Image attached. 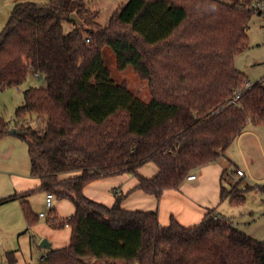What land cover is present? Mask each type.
I'll list each match as a JSON object with an SVG mask.
<instances>
[{
	"label": "trees",
	"instance_id": "16d2710c",
	"mask_svg": "<svg viewBox=\"0 0 264 264\" xmlns=\"http://www.w3.org/2000/svg\"><path fill=\"white\" fill-rule=\"evenodd\" d=\"M91 1L17 2L0 31V92L19 88L29 73L44 81L23 91L13 121L0 116V140L18 131L30 176L39 181L30 192L43 191L74 208L67 219L48 210L46 221L54 229L66 223L70 239L63 248L44 249L40 262L264 264V242L214 210L191 227L173 217L161 226L155 211L123 209L121 194L114 192L108 207L83 193L89 182L125 172L136 178L135 189L159 199L192 171L218 160L248 125L264 126L261 82L244 90L235 105L227 104L247 82L234 59L247 49L256 0H128L104 26ZM105 47L119 70L129 66L147 82L148 103L112 80L102 59ZM27 116L42 122L39 130ZM147 163L157 168L152 178L137 173ZM237 190L221 186L219 200L240 205L245 191ZM258 192L264 198V186ZM25 195L15 193L0 205L20 200L30 230L37 217Z\"/></svg>",
	"mask_w": 264,
	"mask_h": 264
},
{
	"label": "crops",
	"instance_id": "0c3cea01",
	"mask_svg": "<svg viewBox=\"0 0 264 264\" xmlns=\"http://www.w3.org/2000/svg\"><path fill=\"white\" fill-rule=\"evenodd\" d=\"M89 6L92 8L91 3ZM10 12L8 9L2 11L0 7V31L4 29ZM245 81L250 83L246 78ZM261 128L262 126L248 125L247 130L220 154L218 160L194 171L195 180H185L178 188L163 191L159 199L135 189L136 178L125 172L91 181L83 188V193L86 197L109 207L114 202L113 196L109 193L111 189L124 196L121 207L125 210L155 211L161 226L168 225L171 217L183 227L194 226L209 210H214L216 214L221 215L217 209L223 202L219 200V192L221 186L226 188L224 184L230 187L229 184L236 181L241 187L246 174L249 180H264V178L255 180L252 176L253 169L256 167L254 153L256 145L264 165V140L259 135ZM27 153L25 143L16 135H8L0 140V199L15 193L26 194L25 200L37 217V223L28 230L20 200L15 199L0 205L1 264H9L7 259L9 254L13 258V264H31L32 246L36 249V255L40 254L38 260L44 254L45 248H39L42 239L50 243L51 249L67 246L70 239L69 227L54 229L46 221L49 211L44 204L45 192L39 190L30 192L38 189L39 181L30 176ZM236 170H241L244 176L236 177ZM137 173L142 177L152 178L156 175L157 168L154 164L147 163L140 166ZM53 208L59 219H67L74 213L73 205L67 200H54ZM43 210L47 212L44 213ZM41 213L45 214L44 217H39Z\"/></svg>",
	"mask_w": 264,
	"mask_h": 264
},
{
	"label": "rangeland",
	"instance_id": "374dc122",
	"mask_svg": "<svg viewBox=\"0 0 264 264\" xmlns=\"http://www.w3.org/2000/svg\"><path fill=\"white\" fill-rule=\"evenodd\" d=\"M34 2V3H46L47 0H0V7L2 11L12 9L13 5L17 2ZM219 2L226 3L228 0H217ZM128 0H93L91 1L92 10H96L99 13L97 17V23L99 25H106L111 14L122 7ZM251 22L248 24L247 35H248V46L247 49L238 54L234 59V65L236 69L243 74V76L251 84L254 82H261L264 87V19L257 15L251 17ZM63 28L67 31V24H63ZM102 59L107 67L110 77L116 83H125L136 98L143 103H148L150 95L148 91L147 82L139 78V76L132 70L131 67H127L124 70H119L116 65L115 56L109 47H105L102 50ZM26 81L19 85V91L16 88H9L0 92V116L5 120H14V111L22 103L23 91L29 87H40L44 85L42 79L34 78L32 73L28 74ZM243 84V83H242ZM243 87V85H242ZM27 116V121L30 122L34 129H40V122L37 123L35 118ZM264 126L259 130L261 139L264 140ZM21 140V139H19ZM262 140V142H263ZM22 141V140H21ZM256 145V144H255ZM264 145V142H263ZM254 153L256 155V167L253 169L252 176L255 180L264 178V165L262 162L259 148L254 146ZM194 173V171H192ZM98 180V179H97ZM247 185H246V184ZM235 189L231 190L232 187L226 189L231 192L238 191L237 189H243L244 202L238 206L230 204L229 198L224 200L219 206L217 211L225 218L233 222L234 226L241 229L250 237L264 242V198L258 193V189L264 186L263 181L249 180L248 175L244 178L243 185L238 186L236 181L232 183ZM240 187V188H238ZM247 188V189H246ZM109 193L114 198L113 190H109ZM46 213V210H43ZM40 254L36 255V249L32 246V263L31 264H42L41 260H38ZM88 264H123V262L105 261L100 259H88Z\"/></svg>",
	"mask_w": 264,
	"mask_h": 264
},
{
	"label": "built area",
	"instance_id": "2783aa9c",
	"mask_svg": "<svg viewBox=\"0 0 264 264\" xmlns=\"http://www.w3.org/2000/svg\"><path fill=\"white\" fill-rule=\"evenodd\" d=\"M250 9L252 10V12L259 16L260 18L264 19V0H256L254 1L252 4H251V7ZM34 75V78L36 79H42V76L39 74V73H32ZM251 83H248V82H245L243 87L241 89H238L236 91V93L230 98L227 100V104H231V105H235L237 103V100L240 98V96L242 95L243 91L246 90V89H249L251 87ZM16 90H19V88H16ZM235 176L236 177H243L244 174L242 173L241 170H236L235 171ZM196 179V176L193 172H191L190 174H188L186 177H185V180L186 181H193ZM45 199L44 200V204L46 206V208L48 210L52 209L53 208V201H54V198L51 194H46L45 195ZM45 214H40L39 217H44ZM65 227H68L66 223H64ZM40 260H41V257H40ZM1 264V262H0Z\"/></svg>",
	"mask_w": 264,
	"mask_h": 264
},
{
	"label": "water",
	"instance_id": "95a60500",
	"mask_svg": "<svg viewBox=\"0 0 264 264\" xmlns=\"http://www.w3.org/2000/svg\"><path fill=\"white\" fill-rule=\"evenodd\" d=\"M69 19H70V21H73V22H75V23H77V24H80V22L78 21V19L75 17V15H71L70 17H69ZM10 134L12 135H18L19 133H18V131H16L15 129H11L10 130ZM39 248L40 249H44L45 248V250H49L50 248H51V245H50V243L46 240V239H42L41 241H40V243H39Z\"/></svg>",
	"mask_w": 264,
	"mask_h": 264
}]
</instances>
